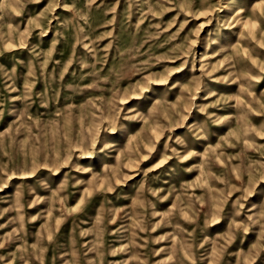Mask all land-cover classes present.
<instances>
[{"label": "rangeland", "instance_id": "obj_1", "mask_svg": "<svg viewBox=\"0 0 264 264\" xmlns=\"http://www.w3.org/2000/svg\"><path fill=\"white\" fill-rule=\"evenodd\" d=\"M0 264H264V0H0Z\"/></svg>", "mask_w": 264, "mask_h": 264}]
</instances>
